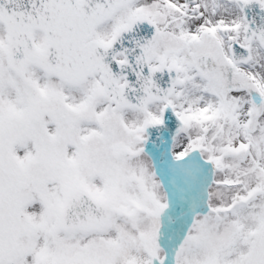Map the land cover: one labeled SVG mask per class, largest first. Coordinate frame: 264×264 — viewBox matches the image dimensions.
Returning <instances> with one entry per match:
<instances>
[{"label": "snow or ice", "instance_id": "snow-or-ice-1", "mask_svg": "<svg viewBox=\"0 0 264 264\" xmlns=\"http://www.w3.org/2000/svg\"><path fill=\"white\" fill-rule=\"evenodd\" d=\"M0 264H264V0H0Z\"/></svg>", "mask_w": 264, "mask_h": 264}]
</instances>
